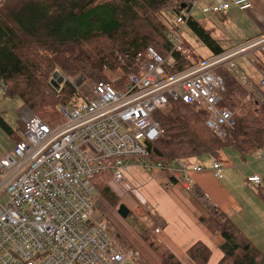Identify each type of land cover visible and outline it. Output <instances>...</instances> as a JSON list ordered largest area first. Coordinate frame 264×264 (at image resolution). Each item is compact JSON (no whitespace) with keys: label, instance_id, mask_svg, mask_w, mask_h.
<instances>
[{"label":"built area","instance_id":"obj_1","mask_svg":"<svg viewBox=\"0 0 264 264\" xmlns=\"http://www.w3.org/2000/svg\"><path fill=\"white\" fill-rule=\"evenodd\" d=\"M232 7L248 10L252 1L213 0L203 12L217 14ZM188 15L182 11L174 17L169 55L148 47L146 58L137 62V71L128 74L123 88L90 83L77 105H58L66 119L54 126L38 115L24 119L25 139L0 155V264H144L137 249L125 247L107 223L96 218L93 177L108 174L125 186L132 159L145 169L167 172V186L180 180L190 190V172L203 170L202 165L191 167L179 159L155 162L148 155V145L161 135L154 114L167 113L171 100L181 99L202 110L206 125L225 140L234 116L219 105L225 83L217 70H236V56L256 46L264 49L263 35L168 74L165 66L172 53L182 50ZM211 168L215 177L223 178L222 162L214 161ZM248 181L258 185L263 179L253 174ZM139 219L148 235L160 231L150 207Z\"/></svg>","mask_w":264,"mask_h":264},{"label":"trees","instance_id":"obj_2","mask_svg":"<svg viewBox=\"0 0 264 264\" xmlns=\"http://www.w3.org/2000/svg\"><path fill=\"white\" fill-rule=\"evenodd\" d=\"M199 1L4 0L0 4V84L4 85L3 92L6 96L20 98L45 123L54 126L57 124L55 117L62 114L58 105L75 106L82 97L73 83L74 78L82 75L94 83H107L121 89L128 74L137 71V62L146 58L148 47L168 56L171 52L168 32L176 29L172 18L182 11L189 13L185 25L211 50V55L199 57L182 35V50L174 51L170 64L165 66L168 74L178 73L263 35L260 33L243 42L222 46L193 15L194 5ZM168 12L173 17L167 16ZM254 64L264 79V62L254 61ZM117 72L124 74V78L111 76ZM56 73L64 78L58 87L54 80ZM217 73L225 83L219 105L227 107L234 116L225 140L206 125L202 110L181 99H172L167 113L154 114L161 135L148 145V155L153 161H187L227 147H233L243 159L255 151L264 152V84L252 78L249 83L250 80L240 78L236 70L224 67L218 68ZM19 121L26 129L25 123ZM0 125L13 133L1 115ZM97 175L110 178L108 174ZM97 175L93 177L95 188L117 206L119 200L114 189L103 178L96 181ZM262 179L257 186L264 200ZM201 221L211 233L225 239L224 255L218 264H264V248L248 240L232 217L218 211L203 216ZM188 255L195 264H207L211 251L203 242H197L189 248ZM160 264L184 263L167 252L161 254Z\"/></svg>","mask_w":264,"mask_h":264},{"label":"crops","instance_id":"obj_3","mask_svg":"<svg viewBox=\"0 0 264 264\" xmlns=\"http://www.w3.org/2000/svg\"><path fill=\"white\" fill-rule=\"evenodd\" d=\"M212 1L202 0L204 5L210 4ZM251 1L252 7L248 10L236 8L239 12H246L245 27H247L248 37L260 33L264 35V0ZM248 80L252 83L251 78L245 79V81ZM217 155L215 152L210 161L207 157L182 160L191 167L203 166L201 171L192 170L190 172L192 179L190 190L185 189L180 180L176 181L172 187L167 186L170 177L165 171L145 169L134 161H128L126 184L131 192L136 190L138 195H136L135 200L127 201V205L140 230L126 226L123 228L124 231L115 234L125 247L134 248L140 252L144 264H160L161 254L167 252L177 256L184 264H195L189 257L188 250L197 242H203L211 251L207 264H218L224 255L223 244L225 239L220 234L211 233L201 221L203 216L218 211L232 217L241 233L257 246L260 239H264L262 230L247 231L241 221L237 220L241 218L246 223L251 220V215L246 213L247 209L240 198L233 193L232 187L228 185L230 181L226 176L227 174L229 178L235 176L229 172L233 171L230 167L236 164L227 163L224 153L223 159ZM212 161H220L224 164L226 171L223 172V178H217L213 174ZM253 174L257 173L251 172L248 177ZM180 175L183 176V174ZM231 181H233L232 178ZM261 199L263 198L261 197ZM149 207L152 216L161 225L160 231L155 236L146 233L144 224L139 219L140 212ZM258 211L260 212L259 220L264 221V204H259ZM121 218L123 217L121 216ZM154 237L158 240L153 241L152 238Z\"/></svg>","mask_w":264,"mask_h":264},{"label":"rangeland","instance_id":"obj_4","mask_svg":"<svg viewBox=\"0 0 264 264\" xmlns=\"http://www.w3.org/2000/svg\"><path fill=\"white\" fill-rule=\"evenodd\" d=\"M203 6L204 2H202V0L197 2L193 8V15L204 23L205 27L209 29L212 36L219 40L222 46L227 47L245 41V37H248L249 35L247 33V27H245L246 12H239L236 7H232V9L227 12L222 11L217 14L205 13L203 12ZM167 16L173 17V14L168 12ZM173 19L174 17L172 18V23ZM182 35L183 40H188L189 44L195 49L196 52H198L199 57L207 58L211 55V50L203 44L201 39L196 36L188 26L184 25L182 28ZM261 50V46H256L235 57V62L237 65L236 71L238 72L237 75H239L240 78H253L254 81L261 84V80L263 78L262 74L254 64V61L264 62L263 56L261 55ZM111 76L116 78H124L125 75L117 72L116 74H111ZM59 77V73L55 74L54 80H56V87H58L61 83V81H58ZM77 78L79 79V82L76 84V86L82 94L88 91L90 83H94L91 81V79H87L82 75L74 78L73 81ZM63 80L64 78L62 81ZM0 115L8 122L13 130V133L10 134L0 125V155H5L9 152H12L17 140L25 139V129L19 120H22L24 123V119L26 117L36 114L33 113L21 101L20 98L6 96L3 90H0ZM65 119L66 117L64 114L60 113L55 117V122L58 124L63 122ZM215 152H217V156L221 157V159H223L222 156L224 153L226 155L225 160H227V163H230V165L236 164L235 166L230 167V169L233 171L229 172V174H234L235 176H230V178L228 174L226 176L230 181H228V185L232 187V189H230L233 190V193L240 198L241 202L247 209L246 213L251 215V220L246 222L248 223L246 224L241 220V218L237 219V217L241 216H237L236 219L241 221L244 229L247 231H258L260 229L264 232V221H260L258 218L260 217L258 216L260 214L258 211L259 204L263 205L264 202L263 199H261V195L258 193V186L254 183H249L247 180L248 174L251 172L257 173L264 178V156H258V154H264V152L255 151L248 154L245 159H243L233 147H227ZM215 152L209 153L202 157H207V159L210 161L212 158L211 156H213ZM129 160L133 161L132 159ZM213 162L214 161H212L211 164H213ZM224 170L226 171L225 168L223 169V172H225ZM126 173L127 172H125V174ZM99 178L105 179V176L102 175ZM231 178L233 181H231ZM100 179L96 181H99ZM104 181L114 189L119 198V203L117 206L112 205L110 202L112 201L111 198L105 196L96 188L94 192L96 218L106 222L109 226V231L112 233L122 232L124 231L123 228L126 226L140 230L138 224L134 222L132 212H130L129 216L125 219L121 218L118 213V207L120 204L125 203L127 205V201L132 199L135 200V197H137L136 195H138L136 190L131 192L127 184L124 186L122 184L115 183L111 178L105 179ZM262 191L264 193V185L262 187ZM262 237L264 238V233L262 234ZM152 240L157 241L158 239L154 237ZM258 246L260 248H264V239H260Z\"/></svg>","mask_w":264,"mask_h":264},{"label":"water","instance_id":"obj_5","mask_svg":"<svg viewBox=\"0 0 264 264\" xmlns=\"http://www.w3.org/2000/svg\"><path fill=\"white\" fill-rule=\"evenodd\" d=\"M57 74V73H56ZM54 77H55V74H54ZM63 79V77L61 76L60 74V77H59V81ZM118 213L123 217V218H127L129 213H130V208L125 204V203H122L119 205L118 207Z\"/></svg>","mask_w":264,"mask_h":264},{"label":"bare ground","instance_id":"obj_6","mask_svg":"<svg viewBox=\"0 0 264 264\" xmlns=\"http://www.w3.org/2000/svg\"><path fill=\"white\" fill-rule=\"evenodd\" d=\"M232 112V111H231ZM101 175V174H100ZM97 177H99L98 175H97ZM97 179V178H96ZM100 179V178H99ZM98 180V179H97Z\"/></svg>","mask_w":264,"mask_h":264}]
</instances>
